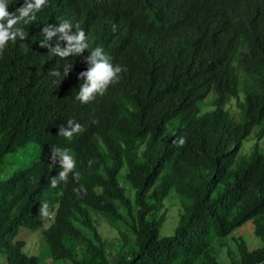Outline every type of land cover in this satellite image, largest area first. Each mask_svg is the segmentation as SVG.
<instances>
[{
  "label": "trees",
  "instance_id": "obj_1",
  "mask_svg": "<svg viewBox=\"0 0 264 264\" xmlns=\"http://www.w3.org/2000/svg\"><path fill=\"white\" fill-rule=\"evenodd\" d=\"M10 2L15 12L24 0ZM61 20L127 68L86 104L76 95L87 50L60 58L39 43L41 29ZM25 31L0 56V174L27 144L38 155L0 178L1 264H39L14 236L43 223L42 202L53 215L39 238L56 263L264 264V0H48ZM66 60L72 68L56 87L50 72ZM209 93L212 108L201 112ZM68 120L85 129L71 141L58 135ZM254 127L257 141L238 154ZM180 137L182 147L173 143ZM54 146L73 155L79 182L69 174L51 187L61 170L48 159ZM81 186L86 194L74 191ZM171 189L181 210L172 233L159 236ZM91 211L117 230L115 242L105 244ZM249 219L261 244L236 237L220 257L212 238Z\"/></svg>",
  "mask_w": 264,
  "mask_h": 264
},
{
  "label": "clouds",
  "instance_id": "obj_2",
  "mask_svg": "<svg viewBox=\"0 0 264 264\" xmlns=\"http://www.w3.org/2000/svg\"><path fill=\"white\" fill-rule=\"evenodd\" d=\"M10 3V0H0V56L3 55L9 42L15 43L18 39L20 41L26 40L28 32L25 31V26L36 21L37 13L48 5V0H24V3L15 12L8 11ZM72 29L73 25L69 20H61L58 27L47 25L41 29L44 38L39 43L41 47H47L49 52L60 58H66L70 55L83 56L85 50H87L88 55L84 59L89 67L87 71L78 74V79H86L80 85L76 95V99L80 103L86 104L93 100L97 94L103 95L109 86L119 83L121 74L127 72V68L120 64L113 65L111 58L105 54L103 48L93 46L92 36L86 34L83 29L78 28L74 32H72ZM57 34H59L57 43L53 46L49 42ZM60 40L65 41L66 46L61 47ZM66 61L67 63L62 66L63 72L58 71L56 68H53L50 72V75L57 78L56 87L72 68V63ZM84 130L79 122L68 120L67 127L64 125L59 127L58 135L71 141L74 135L80 134ZM173 143L182 147L186 140L184 137H180ZM48 159L52 164H55L58 159L61 169L57 175L49 178L51 187L55 188L61 182L66 183L69 174H72L73 179L79 182L81 173L76 171V161L67 148L52 147ZM89 163L91 164V161ZM74 191L86 194V190L82 186L80 189H74ZM39 215L41 219H48L53 215L47 202L40 204Z\"/></svg>",
  "mask_w": 264,
  "mask_h": 264
},
{
  "label": "rangeland",
  "instance_id": "obj_3",
  "mask_svg": "<svg viewBox=\"0 0 264 264\" xmlns=\"http://www.w3.org/2000/svg\"><path fill=\"white\" fill-rule=\"evenodd\" d=\"M211 99L212 94L209 93L203 100L198 102V106L200 107L201 112L205 110L207 111L212 108L210 104ZM238 99H240V97H238ZM236 101V99L231 98L225 105V108L231 114L236 111ZM256 129L257 128L254 127L251 132L241 140L238 154H246L250 150L251 145L257 141L254 137V132L256 131ZM257 143L260 151L264 152V137L259 139ZM20 151L21 150L19 148L17 152L9 158L11 162L5 166L0 174V178L7 177L15 169L27 166L32 160L36 159L38 155V147L35 143L27 144L24 148V151ZM121 183L127 190V183L123 180H121ZM129 194V196H131V192H129ZM180 210L181 204L179 203L178 195L173 189H171L162 200V207L160 211L164 213V219L159 225V236L170 235L172 233L173 228L177 223L178 213L180 212ZM92 212L93 211L90 212V215L92 214ZM92 217H94L97 230L102 239H104L106 245H108L110 242H115L118 239L119 235L117 233V230L110 227L100 215L96 213L94 215L92 214ZM49 219L50 218L44 219L43 223L33 230L20 227L14 237L15 239L20 238L23 240V251L28 255H36L38 257L39 264H62L56 263V261H53L50 258V256L48 255L47 247L39 238L41 230L49 224L51 220ZM120 230H122V228H120ZM236 237H240L242 240H244L249 248H254L261 244L260 238L256 237L253 234L252 219H249L242 223L240 226L236 227L226 236L213 237L211 246L217 248L219 245H222L223 247L220 248L221 250L219 252V256L223 257L226 248H233V245L235 243L234 238ZM2 260L3 258L0 257V264Z\"/></svg>",
  "mask_w": 264,
  "mask_h": 264
}]
</instances>
